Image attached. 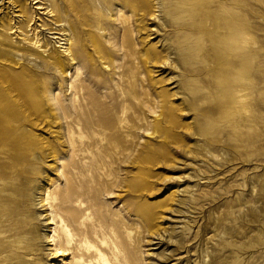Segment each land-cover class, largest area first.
Masks as SVG:
<instances>
[{
    "label": "rangeland",
    "instance_id": "rangeland-1",
    "mask_svg": "<svg viewBox=\"0 0 264 264\" xmlns=\"http://www.w3.org/2000/svg\"><path fill=\"white\" fill-rule=\"evenodd\" d=\"M0 119V264H264V0H0Z\"/></svg>",
    "mask_w": 264,
    "mask_h": 264
},
{
    "label": "bare ground",
    "instance_id": "bare-ground-1",
    "mask_svg": "<svg viewBox=\"0 0 264 264\" xmlns=\"http://www.w3.org/2000/svg\"><path fill=\"white\" fill-rule=\"evenodd\" d=\"M25 22V21H24ZM66 41H68V39L66 40ZM38 43V42H37ZM36 44V43H35ZM30 50H33L32 48H30ZM66 52H67V55H68V57L70 58V60L71 61H74V57H73V54H72V52H71V50L67 47L66 48V50H65ZM65 52V53H66ZM66 55V54H65ZM60 63V62H59ZM59 63H57V64H55L54 66L55 67H58V64ZM62 63V62H61ZM60 63V64H61ZM72 63V62H71ZM72 64H74V62L72 63ZM61 66V65H60ZM45 68V70H48L49 68H50V66L49 67H44ZM0 123H1V119H0ZM1 127V126H0ZM6 135V134H5ZM4 135V136H5ZM2 135L0 134V137H1ZM9 167H11V166H9ZM14 167V166H13ZM2 173V172H1ZM1 177L3 178V175L1 174ZM21 177V176H20ZM12 179H14V178H12ZM28 179V178H27ZM21 180H25V179H21ZM16 181H18V180H16ZM27 186V185H26ZM10 187H11V185H10ZM19 189V188H18ZM17 188H16V190H18ZM11 190L12 191H15L14 190V186L13 187H11ZM19 191V190H18ZM23 192H25L24 190H23ZM16 193V192H15ZM22 193V192H21ZM17 194V193H16ZM22 195H24V193H22ZM22 196H21V194H20V198H21ZM22 199H23V197H22ZM11 201V200H10ZM13 201V200H12ZM22 202H23V200H22ZM16 204V203H15ZM52 220H53V218H52ZM78 229V228H77ZM74 235V237L77 239V241H79V243H81L82 241H83V238H82V236H81V234H78V232H76L75 234H73ZM84 236V235H83ZM49 237H47V239H48ZM51 239H52V241H54V238L53 237H50ZM109 246V245H108ZM53 251L55 252V255H62V256H66V253L69 251V249L68 248H66L65 246H63L60 242H56V243H54V246H53ZM126 253V252H125ZM83 260V259H82ZM82 262H84V261H82ZM86 262V261H85ZM84 262V263H85Z\"/></svg>",
    "mask_w": 264,
    "mask_h": 264
}]
</instances>
